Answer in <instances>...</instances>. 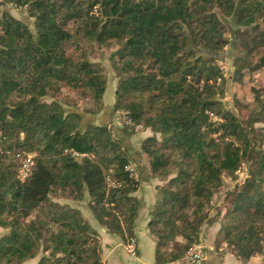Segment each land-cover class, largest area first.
Listing matches in <instances>:
<instances>
[{
  "label": "trees",
  "instance_id": "obj_1",
  "mask_svg": "<svg viewBox=\"0 0 264 264\" xmlns=\"http://www.w3.org/2000/svg\"><path fill=\"white\" fill-rule=\"evenodd\" d=\"M7 5L26 8L32 27ZM260 23L264 0H0V264H103L80 202L108 232L136 242L139 177L126 169L124 141L94 121L108 79L90 54L111 46L112 111L128 119L126 132L150 130L140 152L165 180L148 222L157 263L179 262L199 242L215 192L245 161L249 176L230 192L216 246L241 260L264 254V92L239 117L221 99L218 64L228 43L250 33L244 56L261 50L250 67H264ZM25 153L34 164L21 180Z\"/></svg>",
  "mask_w": 264,
  "mask_h": 264
},
{
  "label": "crops",
  "instance_id": "obj_2",
  "mask_svg": "<svg viewBox=\"0 0 264 264\" xmlns=\"http://www.w3.org/2000/svg\"><path fill=\"white\" fill-rule=\"evenodd\" d=\"M114 112L104 107L100 114L95 115L98 123L112 126L115 133L126 144L130 161L136 168L139 177V187L134 195L140 200L141 207L136 219V256L130 257L121 237L112 234L100 226L91 216L88 209H82L91 226L98 232L101 244V261L103 264H180L178 262L157 263L156 240L150 233L148 222L151 209L158 199L157 187L163 181L153 178L144 155L140 152L141 140L150 134L146 131L136 136L133 132H126L122 124L111 125ZM142 134V135H141ZM136 136V137H135ZM138 137V138H137ZM221 228L220 220L206 221L200 230L199 242L204 247L206 259L204 264H262V255L251 256L247 260L238 258L225 244L216 246L217 234ZM181 240V238H177ZM24 264H37V259H32Z\"/></svg>",
  "mask_w": 264,
  "mask_h": 264
},
{
  "label": "rangeland",
  "instance_id": "obj_3",
  "mask_svg": "<svg viewBox=\"0 0 264 264\" xmlns=\"http://www.w3.org/2000/svg\"><path fill=\"white\" fill-rule=\"evenodd\" d=\"M6 7L14 16L23 20L30 27H32V18L28 16L26 8L18 9L10 5H7ZM225 21L227 22V25H229L228 23L230 20L226 19ZM260 26L264 28V23H260ZM251 36L250 33H246L245 35L240 37L239 40L237 39L236 41H234L232 45L231 43H228L224 47L223 51L219 53L218 58V64L223 70L225 77L227 78L224 94L222 95L221 99L224 102L225 107L231 109L239 117H242L244 119L250 116L253 109L257 107L256 103L254 102V96L261 95L264 92V67H256L253 69H251L250 67V64L252 67L257 64V59L261 55V50L253 48L247 57L244 56L245 50L247 49L246 45H248L249 48L252 47ZM226 37L228 39L232 38L229 28L226 32ZM115 49V46H111L108 48L102 47L101 49L94 48V52L91 53L92 55L90 54L92 60L98 61L105 70L106 77L108 79V86L104 95V107H107L108 109H110V111H112V105L114 102V90L116 84L115 70L113 69V61L110 55ZM241 56H244L243 61H241L242 69L238 75H235V70L238 65L236 64L235 59ZM79 105L83 107L86 104L82 101L79 102ZM100 113L101 111L97 114ZM119 118H122L121 114H118L117 112L114 113L110 124H118L117 121ZM85 119V123L91 122L90 117L88 118V116H85ZM94 121L95 123L99 122L96 118L94 119ZM258 125L259 124H255V127H258ZM137 129V132H133L136 136H140V132L144 131H148L147 133L151 134L149 129H142L141 127H138ZM258 132L259 131H257L256 133L258 134ZM262 145L264 146V141L262 142ZM248 176L249 162L245 161L237 170L235 179H224V185L215 192L211 200V207L208 210V216L204 223L206 221L218 219L221 222V226L224 224L226 220V213L230 205V199L232 198L230 192L236 186H239L242 183L241 180L244 181ZM161 181L165 183V180ZM55 199L59 200L60 202H65L64 198ZM80 204L81 208L86 210L85 203L80 202ZM3 233L4 231L0 228V235H2Z\"/></svg>",
  "mask_w": 264,
  "mask_h": 264
},
{
  "label": "built area",
  "instance_id": "obj_4",
  "mask_svg": "<svg viewBox=\"0 0 264 264\" xmlns=\"http://www.w3.org/2000/svg\"><path fill=\"white\" fill-rule=\"evenodd\" d=\"M122 118L118 119V123L124 124L129 123L128 119H126L125 116L121 115ZM138 128V127H137ZM33 155L31 153H25L24 158L22 160V164L19 168V177L21 180H24L26 177H28L31 173V169L33 167ZM126 169L129 171L130 175L137 178L138 172L136 168L133 166V164H128L126 166ZM243 182V180H241ZM126 250L128 251L130 257L136 256V242L134 240H131L124 244ZM206 259L204 247L202 244L197 243L192 245L188 248V250L185 253L184 258L179 261L180 264H204V261ZM262 264H264V254H262Z\"/></svg>",
  "mask_w": 264,
  "mask_h": 264
}]
</instances>
